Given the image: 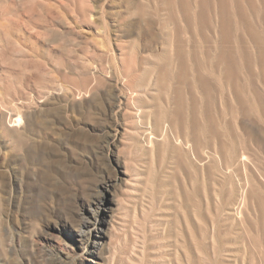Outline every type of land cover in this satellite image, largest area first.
<instances>
[{
	"label": "rangeland",
	"instance_id": "1",
	"mask_svg": "<svg viewBox=\"0 0 264 264\" xmlns=\"http://www.w3.org/2000/svg\"><path fill=\"white\" fill-rule=\"evenodd\" d=\"M0 264H264V0H0Z\"/></svg>",
	"mask_w": 264,
	"mask_h": 264
},
{
	"label": "bare ground",
	"instance_id": "2",
	"mask_svg": "<svg viewBox=\"0 0 264 264\" xmlns=\"http://www.w3.org/2000/svg\"><path fill=\"white\" fill-rule=\"evenodd\" d=\"M94 244V243H93Z\"/></svg>",
	"mask_w": 264,
	"mask_h": 264
}]
</instances>
